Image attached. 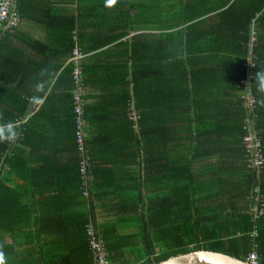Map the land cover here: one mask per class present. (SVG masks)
Instances as JSON below:
<instances>
[{
  "label": "trees",
  "instance_id": "trees-1",
  "mask_svg": "<svg viewBox=\"0 0 264 264\" xmlns=\"http://www.w3.org/2000/svg\"><path fill=\"white\" fill-rule=\"evenodd\" d=\"M13 10L17 28L0 31V113L18 131L0 143L8 264H95L90 231L111 264L199 249L264 264V162L257 171L243 143L253 121L264 157V108L246 87L264 68V0H15ZM182 134L201 140L198 157L221 155L219 174H206L212 194L194 158L182 163Z\"/></svg>",
  "mask_w": 264,
  "mask_h": 264
},
{
  "label": "built area",
  "instance_id": "built-area-1",
  "mask_svg": "<svg viewBox=\"0 0 264 264\" xmlns=\"http://www.w3.org/2000/svg\"><path fill=\"white\" fill-rule=\"evenodd\" d=\"M14 3H15V0H0V31L2 29H8L10 30V32H12L13 29L17 28L19 24V16L13 10ZM253 34L254 33H252V35ZM253 40H254V37H251V43L249 44V46L252 45ZM81 56H82L81 53L77 49H75L73 51V54L70 60L74 64H77ZM252 103H254V98L248 95V106H251ZM81 108L77 107L76 110L78 113L81 112L82 110ZM77 123H78V130L76 132V136H77L76 140H77L78 146L81 148L83 146V135H82L83 132L81 129V122L79 118L77 119ZM244 129H245V135L243 136V143L246 145V148L248 150L255 149L252 155L248 158V161H250L252 166L255 167L256 170L258 171L259 168L262 167L263 162H264L263 153L260 149L261 142L257 136L258 131L255 128V124L253 121H250L249 123H247ZM81 172L85 174V168H84L83 163L81 165ZM261 197L262 196L258 193L256 196V202L261 203L260 202L262 201ZM262 214H263V206L256 205V207L254 208L253 216H252L254 221H256V219L259 218ZM254 224H257V223L254 222ZM89 234H90L91 243L93 246H95L96 258H97L98 264H108L107 261L104 259L102 247L100 246L98 242L95 241V238L93 237L92 235L93 233L91 231L89 232ZM251 234L256 236L257 230L254 228ZM256 256L257 255L255 252H250L248 254L247 260L253 264H257Z\"/></svg>",
  "mask_w": 264,
  "mask_h": 264
},
{
  "label": "clouds",
  "instance_id": "clouds-1",
  "mask_svg": "<svg viewBox=\"0 0 264 264\" xmlns=\"http://www.w3.org/2000/svg\"><path fill=\"white\" fill-rule=\"evenodd\" d=\"M116 3L117 0H104L105 7H114ZM251 67L253 66L251 65ZM39 84L40 82L37 83V88H39ZM246 87L250 88L253 92L257 104L264 108V68H256L254 72L249 74ZM21 121H24V119H21ZM17 136L18 131L15 123L5 119L3 113H0V143L11 144L16 140ZM3 248L4 243H0V264H8V258ZM102 250L104 259L108 264H111L107 258L108 255L104 247ZM95 264H98L97 258L95 259Z\"/></svg>",
  "mask_w": 264,
  "mask_h": 264
},
{
  "label": "crops",
  "instance_id": "crops-1",
  "mask_svg": "<svg viewBox=\"0 0 264 264\" xmlns=\"http://www.w3.org/2000/svg\"><path fill=\"white\" fill-rule=\"evenodd\" d=\"M200 139H198L197 137L195 139H188L186 134H182V140L181 143L183 145H186L187 147H183V150L180 151L179 153H182V155L184 157H182V163H186L187 162V158L188 161H191L194 158L193 161V167L191 168V170H194L196 174H198V180H197V184L199 187H201L204 191H208L210 194H212V189H210L208 182H206L210 177L214 178L216 177L219 172L214 170L213 168L216 167L215 166V161L221 157L220 156H214L211 154V156H208L206 158L204 157H198V155H200L199 153L202 151V144L200 143ZM195 154V155H193ZM23 162H31V160H24ZM231 164L230 162L227 163V165ZM19 170L21 171H27L29 170V168L27 167H23V166H19L18 167ZM213 171L211 172V174L208 176L206 175L209 171ZM220 171V170H219Z\"/></svg>",
  "mask_w": 264,
  "mask_h": 264
},
{
  "label": "water",
  "instance_id": "water-1",
  "mask_svg": "<svg viewBox=\"0 0 264 264\" xmlns=\"http://www.w3.org/2000/svg\"><path fill=\"white\" fill-rule=\"evenodd\" d=\"M153 264H253L226 253L199 249L170 256Z\"/></svg>",
  "mask_w": 264,
  "mask_h": 264
}]
</instances>
